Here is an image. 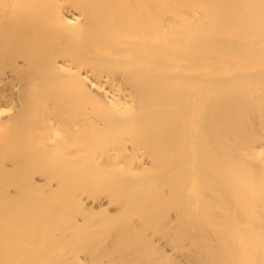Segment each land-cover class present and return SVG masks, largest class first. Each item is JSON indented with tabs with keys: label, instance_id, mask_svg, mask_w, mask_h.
<instances>
[{
	"label": "bare ground",
	"instance_id": "obj_1",
	"mask_svg": "<svg viewBox=\"0 0 264 264\" xmlns=\"http://www.w3.org/2000/svg\"><path fill=\"white\" fill-rule=\"evenodd\" d=\"M0 264H264V0H0Z\"/></svg>",
	"mask_w": 264,
	"mask_h": 264
}]
</instances>
